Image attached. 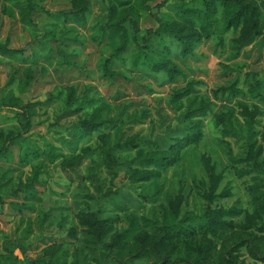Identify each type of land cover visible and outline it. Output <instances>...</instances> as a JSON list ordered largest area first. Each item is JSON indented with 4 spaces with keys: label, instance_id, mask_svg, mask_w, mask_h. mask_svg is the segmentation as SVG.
I'll return each instance as SVG.
<instances>
[{
    "label": "rangeland",
    "instance_id": "rangeland-1",
    "mask_svg": "<svg viewBox=\"0 0 264 264\" xmlns=\"http://www.w3.org/2000/svg\"><path fill=\"white\" fill-rule=\"evenodd\" d=\"M76 1L0 0V45L22 50L15 58L0 55V100L40 103L29 131L10 147V161L0 160V264H105L101 247L88 243L93 218L110 227L106 241L133 225L129 246H139L150 243L165 219L231 207L240 215L212 234H198L188 264H264L243 246L240 254L232 251L240 242L264 241L250 228L264 224V204L250 193L256 176L264 192V172L251 170L250 154L264 168V27L237 57L229 49L233 34L221 31L182 56L170 36L147 38L148 48L143 39L157 28L156 18L198 0H131L143 5L136 34L124 25L136 42L114 55L119 42L102 31L107 2L89 0L84 19L76 20L70 14ZM158 54L176 71L173 79L147 67ZM110 57L108 77L102 67ZM188 87L189 96L178 98ZM199 108L205 111L188 116ZM225 118L240 138L223 136ZM85 120L98 125L80 134ZM22 121L18 109L0 107L3 133L21 132ZM195 122L202 138L180 151L178 163L159 172L141 164L167 152ZM23 155L28 162H20ZM161 251L177 257L178 244L167 241Z\"/></svg>",
    "mask_w": 264,
    "mask_h": 264
},
{
    "label": "trees",
    "instance_id": "trees-1",
    "mask_svg": "<svg viewBox=\"0 0 264 264\" xmlns=\"http://www.w3.org/2000/svg\"><path fill=\"white\" fill-rule=\"evenodd\" d=\"M107 2V17L102 26V31L107 32L110 37H114L119 42L115 54L125 50L130 41L136 42L133 35L130 38L125 24H129L131 31L136 34V20L139 16V10L143 5L131 0H104ZM89 0H77L74 2L73 11L70 12L76 20H83L85 13L88 11ZM264 6V2L257 4L254 0H198L196 6L180 4L177 7L175 15L156 18L157 28L146 33L143 42L147 38L153 36L167 35L173 38L181 48L182 56L190 55L196 44L204 40H209L213 36H217L219 32L232 33L233 37L229 46L231 57H237L241 53V49L250 43L254 38L259 37L263 33L264 24L260 23V7ZM31 5L27 11L30 13L34 9ZM148 48V47H147ZM22 50L12 49L5 45H0V55L9 58L20 56ZM158 61L147 65L153 72H165L173 79L176 71L171 69L170 64L163 58L162 54H158ZM112 57L107 58L103 64V72L106 76L111 77L109 64ZM250 89L253 96H258V87ZM231 92L240 94L242 91L230 88ZM189 87L180 91L178 98H184L190 94ZM40 103L23 104L22 101L15 98H5L0 100V107H14L20 111L23 118L22 131H9L7 134L0 131V160L10 161V147L14 145L22 134L27 133L31 127V116ZM201 111V113H200ZM205 109L199 108L188 113L189 117H197L202 114ZM222 122L223 136H232L240 138V130L236 129L230 118H225ZM95 120H85L80 123V134H88L97 127ZM189 133L182 139H176L175 143L170 146L167 152H163L155 157L143 158L141 164L149 166L159 171H164L176 163L180 158V151L189 145L197 144L202 138L199 122H195L189 126ZM34 158H38L37 153H32ZM252 157L251 170L257 173L264 172L262 164L257 157L250 153ZM56 158V157H54ZM20 162H28V157L23 155L19 159ZM205 167H209V163L205 162ZM251 171L248 172V174ZM254 184L250 187V193L253 195V201L264 204V192L260 190L263 180L259 177H252ZM228 192H223L221 197H228ZM241 211L235 207L229 209L207 210L202 216L196 219H187L177 221L174 217L165 219L163 224L153 230V238L148 245L129 246V242L133 241L136 235V227L131 225L126 229L119 230L111 235L109 241H106L110 227L107 228L105 222L93 218L88 221V235L90 243L93 247L100 246L103 258L107 259L111 264H188L193 259V251L195 249V237L198 234H212L219 226H228L229 220L240 215ZM254 227V231L264 234V224L254 223L250 225ZM175 241L178 244V255L173 257L171 254L162 253L161 249L165 242ZM245 247L250 257L255 261L264 262V241L259 245L253 246L240 242L233 247L232 251L240 254V248ZM112 254V257L109 255ZM230 255V252H229ZM98 260V258H96ZM28 264H45L41 260L29 261Z\"/></svg>",
    "mask_w": 264,
    "mask_h": 264
}]
</instances>
